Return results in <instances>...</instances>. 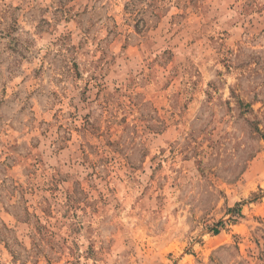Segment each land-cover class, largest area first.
I'll return each mask as SVG.
<instances>
[{"label":"rangeland","instance_id":"1","mask_svg":"<svg viewBox=\"0 0 264 264\" xmlns=\"http://www.w3.org/2000/svg\"><path fill=\"white\" fill-rule=\"evenodd\" d=\"M0 264H264V0H0Z\"/></svg>","mask_w":264,"mask_h":264}]
</instances>
